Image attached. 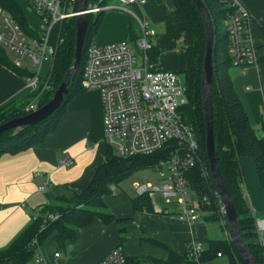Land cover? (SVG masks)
<instances>
[{
	"label": "crops",
	"instance_id": "obj_1",
	"mask_svg": "<svg viewBox=\"0 0 264 264\" xmlns=\"http://www.w3.org/2000/svg\"><path fill=\"white\" fill-rule=\"evenodd\" d=\"M15 1L31 32L34 28L29 19L33 17L26 0ZM239 1L251 18L250 32L258 60L255 67L245 72L232 67L231 81L253 129L264 137V0ZM161 4L168 12L175 9L173 0H146L136 9L157 35V55L150 59L149 68L175 71L184 78L187 55L177 48L176 36L167 32ZM102 14L92 39L95 43L133 41L139 36L133 18L127 21L122 14H109L100 23ZM91 15L88 16L92 18ZM130 20L136 35L133 39L128 27ZM161 27L163 32L158 33ZM4 52L8 63L0 62V116L14 112L19 102L32 98L26 86L27 74H22L26 69L15 67L14 54ZM41 67H38L40 77L47 80L50 72L42 75ZM103 136L100 92L80 83V90L66 102L54 130L27 148L0 154V252L28 227L43 206L72 201L90 186L97 169L107 159L108 146ZM65 159L71 164L66 165ZM253 164L250 157L240 159L242 190L255 215L264 210V191ZM126 180L109 183L108 191L101 197L100 210L110 214L111 221L93 216L89 223L76 227L73 237L64 242L57 238L56 232L48 234L37 247L41 264H95L118 246L132 264H231L225 255L215 257L210 251L223 239L224 229L206 210L200 209L198 219L189 221L182 216V202L158 192L148 196L151 210H137L133 205L138 197L136 187L145 183L157 185L161 179ZM41 186L43 191L38 190ZM191 244H199L202 249L199 261L193 260Z\"/></svg>",
	"mask_w": 264,
	"mask_h": 264
},
{
	"label": "built area",
	"instance_id": "obj_2",
	"mask_svg": "<svg viewBox=\"0 0 264 264\" xmlns=\"http://www.w3.org/2000/svg\"><path fill=\"white\" fill-rule=\"evenodd\" d=\"M105 1L99 0L88 5L85 13L91 15L111 9L122 10L136 20L140 35L133 41L103 45L89 43L81 61L80 83L85 88L100 92L103 137L116 157L158 156L153 167L161 182L137 186L138 195L149 196L158 192L165 198L176 199L184 205L183 218L195 221L199 217V210L210 202L206 195H198L191 187L188 173L198 168L207 179L210 178V172L203 165L192 128L182 120L180 108L187 101L185 80L178 72L149 68L150 52L156 45V32L145 17L136 13V9L143 6L146 0ZM225 1L232 8L225 21L231 65L245 72L255 67L258 60L250 32L251 18L239 0ZM29 2L39 18V29L27 32L7 12L2 11L0 45L14 54L12 63L15 67H21L24 62L32 67L31 70L24 68L27 71L26 86L32 94L37 91L24 108L32 112L37 109L40 94L48 88V79L40 77L37 67L45 60H53L62 38L56 39L55 43L51 40L58 27L79 14V0ZM63 162L71 164L68 159ZM38 190L43 191L44 186ZM212 193L219 207L218 222L224 229L225 240L229 242L231 237L226 226L224 207L215 189ZM38 211L32 218L36 217ZM46 216L48 221H54L59 214L49 212ZM255 232L258 244L264 251V218H255ZM190 250L193 260L199 261L202 252L200 245L191 244ZM217 256L221 254L217 253ZM41 262L42 257L36 249L33 264ZM95 264H127V257L118 246Z\"/></svg>",
	"mask_w": 264,
	"mask_h": 264
},
{
	"label": "trees",
	"instance_id": "obj_3",
	"mask_svg": "<svg viewBox=\"0 0 264 264\" xmlns=\"http://www.w3.org/2000/svg\"><path fill=\"white\" fill-rule=\"evenodd\" d=\"M99 0H87V5ZM204 5L213 28V54L220 51L223 56L218 65L212 59L213 78L211 87L213 131H214V155L217 158L216 166L219 169L221 179L229 191L237 213L238 225L247 247L252 252L257 264H262V248L260 250L255 232V215L247 203L242 190V173L240 167L241 157H250L254 160L259 183L264 191V137L259 136L253 129L249 116L237 95L231 82L228 69L232 66L227 50L226 30L220 32L222 38L214 30V23L225 27V21L232 8L225 0H200ZM175 9L168 12L163 5L161 8L165 16V26L168 33L176 36L180 43V49L187 55V67L184 71L186 83V103L180 108L182 120L190 126L198 141L199 154L203 165L209 171V163L205 151V121L201 99L202 62L205 54V26L191 0H173ZM1 11L7 12L21 27L28 32V25L22 9L15 0H0ZM87 32L82 48V57L89 43L92 42L99 24V19H90L87 16ZM131 39L136 37L133 30V22L128 24ZM76 21L70 18L65 21L54 34L51 40L62 38L58 44L52 61L48 78L46 99L37 104V108L47 102L60 84L65 72L72 66L75 46ZM218 36V37H217ZM88 38V39H87ZM134 40V39H133ZM90 41V42H89ZM4 48L0 45V62L8 63ZM157 46L150 52V59H155ZM82 61V58H81ZM81 67V64H80ZM26 75V71L22 72ZM81 70L74 79L69 93L64 97L60 107L47 119L38 124L25 126L18 130H7L0 134V154L15 152L40 142L48 133L55 129L56 124L63 114L66 102L80 90ZM31 100V99H30ZM29 100V101H30ZM26 102H19L14 112L0 116V124L9 119L23 116ZM157 156H135L118 158L108 147L107 159L99 167L90 186L78 194L72 201H58L43 206L35 218L31 219L28 227L3 251L0 252V264H33V258L38 245L44 238L52 233H57V238L64 242L71 239L74 230L78 226L90 222L93 216H98L105 222L112 220V216L100 210L103 208L102 195L108 191L111 182H119L138 169L153 167ZM191 187L200 196L206 195L209 204L203 207L210 218L218 221V204L212 191L214 187L210 178H204L201 170L192 169L188 173ZM137 210H151L148 195H138L133 200ZM54 212L59 214L58 219L48 221L46 214ZM210 251L213 256L217 253L225 255L231 264H245L238 253L232 240L227 242L225 238L214 244ZM127 264H132L127 258Z\"/></svg>",
	"mask_w": 264,
	"mask_h": 264
},
{
	"label": "water",
	"instance_id": "obj_4",
	"mask_svg": "<svg viewBox=\"0 0 264 264\" xmlns=\"http://www.w3.org/2000/svg\"><path fill=\"white\" fill-rule=\"evenodd\" d=\"M191 1L195 4L197 11L203 20L206 35L205 54L202 62L201 99L206 128L205 151L209 163L210 179L224 207L226 226L233 244L235 245L245 264H257L252 252L247 247L245 241L242 238L233 199L225 187L221 179L219 169L216 166L217 158L214 155L215 143L211 101V87L213 78V28L210 17L202 2L200 0ZM87 9V0H79L77 6V11L79 14L75 17L76 32L73 63L63 75V78L57 89L54 91L52 97L34 111L1 123L0 134L7 130H18L25 126L38 124L39 122L44 121L49 116H51L60 107L64 97L69 93L80 68L82 48L87 32L88 15L85 13Z\"/></svg>",
	"mask_w": 264,
	"mask_h": 264
},
{
	"label": "rangeland",
	"instance_id": "obj_5",
	"mask_svg": "<svg viewBox=\"0 0 264 264\" xmlns=\"http://www.w3.org/2000/svg\"><path fill=\"white\" fill-rule=\"evenodd\" d=\"M30 0H26V5H27V9H28V11H30L31 13H32V19H29V22L32 24V28H34V29H36V30H38L39 29V18H38V16L36 15V13L33 11V9L30 7L31 5H30V2H29ZM107 1V3H111L113 0H106ZM105 1V2H106ZM114 2V1H113ZM101 13H103L102 14V16H101V19H100V23H101V21H102V19H103V16H104V18L107 16V15H109V14H122V15H124L126 18H127V21L129 20V19H131V18H133V17H131L129 14H127L126 12H124V11H122V10H118V9H111V10H105V11H103V12H100V13H94V14H92L91 15V17L92 18H90V19H92V20H96L97 18L99 19V15L101 14ZM134 19V18H133ZM134 22H136V20L134 19L133 20ZM137 24V22L135 23V25ZM99 25V24H98ZM100 26V25H99ZM214 30H215V32L219 35V39H221L222 38V36H221V34H219L220 32H223L224 30H226L225 29V27L224 28H222V26H219V23H217V24H215L214 23ZM158 30V33L160 32V33H162L163 31V28L161 27V28H158L157 29ZM55 31V30H54ZM138 31H140V30H137V32ZM138 35H140L139 33H138ZM156 37H157V35H156ZM218 37V36H217ZM54 38V37H53ZM52 38V39H53ZM88 39V38H87ZM92 40V39H91ZM90 42V41H89ZM92 42H94V41H92ZM97 44H99V43H97ZM176 45H177V48L178 47H180V43H179V41H177V43H176ZM6 52L8 53V54H10V52L9 51H7L6 50ZM213 57H214V64L215 65H218V63L220 62V61H222V58H223V56L220 54V51L218 52H216V53H214L213 54ZM53 61V60H52ZM52 61L51 60H45L43 63H42V75H45V76H47L48 75V73L50 72V68L52 67ZM50 65H51V67H50ZM232 67L233 66H231V68L230 69H228V73H229V76H230V79L232 80V78H231V69H232ZM22 68H28L29 70H31L32 69V67H31V65H29L28 63H23V65H22ZM38 68V67H37ZM36 68V69H37ZM234 68V67H233ZM33 70H34V68H33ZM48 78H50V77H48ZM47 78V79H48ZM232 82V81H231ZM233 84V83H232ZM35 90V89H34ZM46 91V90H45ZM45 91L43 92V94L41 93L40 95H41V98L44 100V99H46L47 97H48V95L45 93ZM37 94V91H34V93L32 94L33 96L34 95H36ZM39 99V101H38V103L39 102H41V100L42 99ZM42 100V101H43ZM157 158H158V156H157ZM254 165V164H253ZM255 166V165H254ZM124 179H159V177H158V174H157V171L154 169V167H148V168H144V169H138V170H136L135 172H133V173H131L130 175H128V176H126ZM126 180V181H127ZM244 181H245V179H244ZM263 204H264V200H263ZM256 217H258V218H264V210H262V211H257L256 212ZM255 217V218H256ZM260 247V246H259ZM261 248L262 247H260V250H261ZM262 251V255H263V260H262V264H264V251H263V249L261 250Z\"/></svg>",
	"mask_w": 264,
	"mask_h": 264
}]
</instances>
